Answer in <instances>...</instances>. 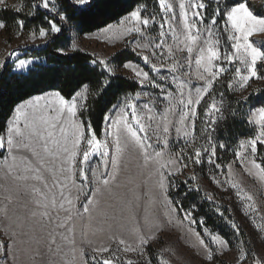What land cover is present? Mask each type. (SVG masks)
Instances as JSON below:
<instances>
[{
	"label": "rangeland",
	"instance_id": "rangeland-1",
	"mask_svg": "<svg viewBox=\"0 0 264 264\" xmlns=\"http://www.w3.org/2000/svg\"><path fill=\"white\" fill-rule=\"evenodd\" d=\"M43 2L44 0H39V4L42 5ZM209 2L210 0H165V3L172 5L169 12H164L160 7L158 12L147 7V12H143L141 18H149V25L141 28L140 34L126 33V28L134 27L131 21L126 25H121L118 29L116 27L118 19L109 23L113 25V29L108 32L100 30L105 26L79 35L71 30L72 38L69 49L78 48L90 53L97 61H106L108 67L113 70L110 74H123L136 79L131 69L123 67L124 63L117 66L110 60L118 49L130 48L138 55V60L126 61L132 62V68L149 71L154 83H160L159 75L167 76L168 80L160 85L165 89L163 92L156 89L147 90L154 96L166 98L159 104L161 109H171L168 119L172 123L168 125L167 136L163 134L161 128L160 141H157L154 136L147 141L152 145L163 143L165 139L169 141V144L163 148H155V152L161 153L160 156H156L153 149L149 148L148 152L152 155L145 164L142 153L136 150L125 152L121 158L125 167L119 172L117 180L111 186H101L100 193L96 195L98 204L92 208L90 213H83L79 203L76 208L72 209L73 219L70 223L72 231L68 235L74 242V248L66 249L72 252V256L62 257L64 264H92L93 255H96L98 259L109 258L107 254L101 256L94 253L93 250L101 246L110 247L116 253L119 257L116 264H121V261L126 264L129 260L133 261V264H149V261L150 264H158V262L159 264H206L207 257L212 254H215L212 264H241V259L242 264H251L252 255L264 251V169L261 164V158H264V147L257 152L256 156H253L245 144V140H250L259 134V125L254 126L255 132L252 136L239 141L236 148V152L240 153L239 158L234 156L228 163L220 165L221 167L217 169L215 165H212L214 157L211 163L208 162L211 157V147L208 142L201 135H195L197 119L184 122L180 120V113L187 111V108L180 104L181 99L186 104L189 98L193 100L201 98L203 101L206 100L207 107L210 102L215 101L216 107L219 108L220 101L216 93H213V88L209 89L211 95H208L203 91L205 84L198 79L200 75H208L204 71V62L199 66L195 63L196 58L201 55V50L205 55L207 54L206 49L211 41H220L216 47L221 52V59L213 61L214 70L218 72L212 80L213 87L218 82L216 88L218 89L222 82H227L234 92L244 98L251 91H258L264 87V72L259 71L260 62H258L257 77H250L246 84L239 79L241 75H249L246 70L247 65L243 63L245 57L242 54H236L231 48L234 42L227 40V36L231 35L230 26H226L223 19L212 29L211 37L204 31L205 27L211 26L213 17L210 14L216 4L212 3L208 6L210 12L204 9L199 10V17H206V19L199 20L198 17L199 23L193 20L191 5L194 3L208 5ZM19 3V0H6L7 5L17 6ZM180 3L185 4L188 23L196 24L191 34L198 35L199 39L194 43L186 39L189 33L184 28V10L183 7L179 8ZM143 5L136 7L142 9ZM56 7H59L56 1L50 0L48 11ZM248 7L253 11L249 5ZM254 14L264 17L255 12ZM59 15L62 13L60 12ZM246 15V12L241 13V18ZM0 20L3 19L0 18ZM231 22L236 24L237 18H233ZM24 27L23 24L22 27L19 25L17 28L8 26L0 29V65L10 62L13 69L19 72L26 71L38 61V57L31 55L30 50L43 45L52 33L50 29L43 27L46 35L40 37L39 28L27 31ZM226 28L227 31H225ZM252 28L264 29V22L252 21L250 28L243 29V31L247 32ZM161 31L165 33L163 37L159 35ZM249 42L264 51V34H261L259 29L253 31ZM156 44H163V47L157 49ZM188 47H192V53L187 52ZM225 54L233 56L231 63L223 59ZM144 55L149 56L148 67L144 66L141 59ZM20 60L25 61L23 67H19ZM152 64L162 70L160 74L150 71ZM173 66L177 69L175 73L171 72ZM237 68L241 70L240 73L236 72ZM173 78L176 82L171 84ZM181 86L183 96L180 95ZM197 87L201 88L199 96L195 91ZM49 91L36 95L46 94ZM140 91L139 87L136 91L128 93L134 97L135 93ZM193 107L195 108L196 105L194 104ZM157 119H160L159 115ZM105 127L106 125H103L101 134L97 136L98 139H104L103 129ZM152 127H156L155 122ZM177 129L180 131L177 132ZM86 149L85 141L80 150V160L83 159L82 152ZM204 149H207V152ZM112 151L114 152V149ZM197 151L201 152L200 160L206 159L208 162L204 167L202 163H194L197 159L195 156ZM0 155H6V152H0ZM90 160V165H84L85 175L93 180L94 185L95 178L87 172V167L99 165L96 169L97 173L105 169L100 163L99 154L93 153ZM9 163H12L11 160ZM4 167L0 164V168ZM175 176H180L187 187L200 189L203 195L216 206L227 207L234 229L237 234H241L233 244H229L219 232L206 225H201L199 228L192 211L177 205L174 192L179 184L173 179ZM82 184H84L83 178H76V186ZM68 188L75 196V187L69 184ZM86 190L91 198L93 195L91 186H88ZM5 195L7 193L0 191V201H3ZM83 203L86 204L87 200ZM77 211L80 214H77ZM60 219H64L63 213ZM12 231H18L15 217L12 219L0 217V241L5 243L6 248L10 241L5 233ZM20 239L26 240L27 238L21 235ZM121 240L124 244L119 243ZM142 240L149 242L146 248L141 243ZM221 241L224 242L221 243ZM18 247L22 249L20 256L23 264H28L29 253L23 251L28 244H20ZM126 248H135L136 251L126 252ZM80 252L87 253V255H77ZM0 264L3 262L0 261Z\"/></svg>",
	"mask_w": 264,
	"mask_h": 264
},
{
	"label": "snow or ice",
	"instance_id": "snow-or-ice-1",
	"mask_svg": "<svg viewBox=\"0 0 264 264\" xmlns=\"http://www.w3.org/2000/svg\"><path fill=\"white\" fill-rule=\"evenodd\" d=\"M68 2L80 11L94 12L98 15H106L111 7L110 0H68ZM210 2L216 4V7L212 12L211 26L205 27L204 31L211 37L213 34L212 29L216 27L221 19H223L226 26H230L231 35L227 36V40L234 42L231 44V48L235 50L236 54H242L245 57L243 63L247 65L246 70L249 75H241L239 79L246 84L250 77L258 76V62L264 64V51L259 47H254L249 42V37L255 29H259V32L264 34V29L252 28L247 32H244L243 29H249L252 21L264 22V17L255 15L248 7L246 0L245 2H241V0H210ZM49 3L50 0H44L42 5L36 4L35 8L43 7V9L49 10ZM140 3L141 0H136L137 5ZM0 6L6 9L8 7L6 0H0ZM158 6L164 12H169L172 8V5L165 3V0H159ZM208 6L205 3L192 4L193 20L199 23V20L206 19V17H199V10L204 9L207 11ZM147 7L145 2L142 9L133 7L126 11L125 15L116 21V27L119 29L121 25H126L131 21L134 27L126 28V33L140 34L141 28L149 25V18H141L143 12H147ZM181 7L184 10V28L189 33L186 39L194 43L199 39L198 35L191 34L196 24L188 23L185 4L180 3L179 8ZM15 11H19V9H15ZM61 11L65 14L59 15ZM244 12L247 15L241 18V13ZM32 14L35 15V13ZM50 14L56 15L62 22L70 19L66 14V9L61 7L51 9ZM233 18H237L236 24L231 22ZM17 23L21 27L23 26V21H17ZM49 23L53 34L62 31V28L58 27L55 22L50 21ZM153 24H155V21H153ZM8 26L5 21L0 20V29ZM112 29V24H106L100 30L108 32ZM225 31H227V28ZM45 35V29L40 27L39 36L45 37ZM159 35L163 37L165 33L161 31ZM219 43V40L211 41L206 49L207 54L205 55L204 51L201 50V55L195 60L198 66L204 62V71L208 75H200L198 79L202 84H205L203 91L208 95H211L209 89L213 88L212 80L218 75V72L214 70L213 61L221 59V52L216 47ZM155 47L160 49L163 44H156ZM192 51V47L187 48L188 53H192ZM254 55L255 59H253ZM112 59H115V56ZM141 59L144 66L148 67L150 63L149 56L144 55ZM223 59L231 63L233 56L225 54ZM24 65L25 61L20 60L19 67ZM92 65L94 68L99 66L98 72L101 79L98 81V85L102 86L99 95L90 96L88 94L92 86L91 80L80 81L68 93H64L62 89L51 90L46 94L32 96L18 103L5 122L4 135H0V152H6V155H0V164L5 166L0 168V191L7 193V195L4 196L3 201H0V217L5 219L15 217L18 231L5 233L10 241L7 248L5 243L0 241V261L3 264H23L20 256L22 249L18 245L24 243L28 244V247L23 249V251L29 253L28 264H64L61 258L72 256V252L66 251V249L74 248V242L68 235L72 231L70 227L73 219L72 209L76 208L79 203L83 213H90L92 208L98 204L96 195L100 193L101 186H111L117 180L119 172L125 167L121 159L125 152L136 150L142 153L144 162L147 164L152 155L148 152L149 148L153 149L156 156H160L161 153L155 152V148H163L169 144L167 139L156 145L147 143L153 136L157 141H160L159 132L161 128L165 136L169 133L168 125L172 121L168 119V114L171 109H161L159 104L161 100L166 98L154 96L147 90L156 89L163 92L165 89L161 88L160 85L166 82L168 77L159 75L160 83H154L150 78L149 71L132 68V62H125L123 67L134 72L136 79L132 83L137 84L141 91L136 92L134 97L127 91L123 92L106 112L102 113L101 123L106 127L103 129L104 139H98L91 120L92 112L100 96L111 87L114 77L108 76L107 79H103L113 71L112 68L108 67L106 61L93 60ZM6 69L7 62L0 65V70ZM176 70V66L171 68L173 73ZM150 71L160 74L162 70L152 64ZM220 71H224V69H220ZM240 71L239 68L236 69L237 73H240ZM175 82V78H173L171 84ZM195 91L199 96L201 88L197 87ZM180 95L183 96L182 86ZM247 99L245 97L236 101V103L246 102ZM203 102L201 98L195 100L189 98L185 104L181 99L180 104L187 108V111L180 113L181 122L198 119L199 106ZM194 104L196 105L195 108L193 107ZM220 111L221 109L216 107L215 101L210 102L203 112L204 116L209 117V120L205 123L217 124L221 119H227L226 117L213 118V113H219ZM158 115L160 119H157ZM232 118H237L235 113L232 114ZM241 121L252 127L256 125L260 127L258 135L250 140H245L248 150L253 156H256L258 146L264 147V105L254 109L249 108L248 115L241 118ZM153 122H155V128L152 127ZM179 131L177 129V132ZM204 139L211 145L209 163L212 162V157H216L217 147L225 150L228 147L224 143L212 144L207 128L204 130ZM85 141L87 149L82 152L83 159L80 160V150ZM204 151L207 152V149H204ZM93 153L99 154L100 163L105 169V171L97 173L96 169L99 168V165L87 167V172L92 178H95L94 185L93 180L85 175L86 169L84 167L86 164H91L90 157ZM234 155L239 158L240 153L235 152ZM195 156L197 159L194 163H202L200 160L201 152L197 151ZM9 160L12 163H9ZM215 167L219 169L221 166L216 164ZM78 177L83 178L84 184L77 187L76 178ZM69 184L75 187V196L69 190ZM88 186H91L93 194L91 198L86 190ZM233 187L235 186L233 185ZM248 199H251V197H248ZM84 200H87L86 204L83 203ZM61 213H63V220L60 219ZM77 214H80L79 211H77ZM21 235L27 239L21 240ZM201 242L203 243V241ZM223 242L221 241V243ZM119 243L124 244V241L121 240ZM141 243L146 248L149 242L142 240ZM93 251L101 256L107 254L109 258L98 259L96 255H93L92 264H116L119 259L110 247L101 246ZM125 251L135 252L136 249L126 248ZM77 255H87V253L80 252ZM214 259L215 254L209 255L206 264H212ZM121 264H124V262L121 261ZM126 264H133V261L129 260ZM251 264H264V251L252 255Z\"/></svg>",
	"mask_w": 264,
	"mask_h": 264
},
{
	"label": "trees",
	"instance_id": "trees-1",
	"mask_svg": "<svg viewBox=\"0 0 264 264\" xmlns=\"http://www.w3.org/2000/svg\"><path fill=\"white\" fill-rule=\"evenodd\" d=\"M19 1V5H7L6 9L0 6V18L9 26L17 28L19 27L17 21H23L24 28L27 31L40 27L50 29L49 22L51 21L61 27L62 31L56 34L51 33L43 45L31 48L30 54L38 57V61L34 62L26 71H15L10 62H7L6 70L0 71V134L4 132L5 122L12 114L14 106L33 95L60 89L64 93H68L80 81L84 80L92 81L88 94L90 96L99 95L102 87L98 85V81L101 79L98 72L99 66L93 67L92 61L95 59L90 53L78 48L69 49L72 38L71 30L76 35L97 30L116 21L124 16L126 11L138 6L136 0H110L111 7L107 14L98 15L94 12L80 11L78 8L73 7L68 0H62V3L61 0H55L59 7L66 9V14L70 17L66 22H62L56 15L50 14V11L43 9V7L36 9L35 5L39 4V0ZM145 2L148 9L156 12L160 10L158 0H141L140 4ZM246 2L255 13L264 15V0L259 2L246 0ZM208 5L211 6L212 3L209 2ZM15 9H19V11H15ZM207 10L210 12L209 7ZM32 13H35V15ZM61 13L62 15L65 14L63 11ZM113 56H115V59H112ZM110 60L115 65L120 66L128 60H138V55L130 48H121L110 57ZM259 71L264 72V64L259 65ZM108 76L114 77L112 85L95 103V109L91 116L97 136L101 134L103 128L101 123L102 113L106 112L123 92H132L139 88L137 84L132 83L134 79L127 75L108 73L103 79H107ZM217 84L218 82L213 87V93H216V97L220 101L219 109L221 111L215 113L213 118L226 117L227 119H221L217 124H206L205 121H208L209 117L203 115L207 107L205 100L199 106L200 111L198 113L199 118L196 120L195 135H201L204 139V130L207 128L212 144L224 143L228 146L226 150L217 147L216 157L213 159L212 165L219 164L223 166L235 156L234 153L239 141L254 134L255 127L242 123L241 118L247 116L249 108L264 105V87L258 91H251L246 102L237 104L236 101L244 97L234 92L227 82H222L218 89H216ZM221 94L223 96L222 100ZM233 113L236 114V119L232 118ZM209 146L211 147L210 144ZM261 150L262 146H258V152ZM207 163L206 159L202 160L203 167ZM261 164L264 169V158H261ZM173 179L179 184L174 192L177 205L192 211L199 228L201 225H206L216 230L229 244H233L241 236L234 229L230 212L226 206H216L203 195L200 189L187 187L180 176H175Z\"/></svg>",
	"mask_w": 264,
	"mask_h": 264
},
{
	"label": "crops",
	"instance_id": "crops-1",
	"mask_svg": "<svg viewBox=\"0 0 264 264\" xmlns=\"http://www.w3.org/2000/svg\"><path fill=\"white\" fill-rule=\"evenodd\" d=\"M21 102H22V101H21ZM21 102H20V103H21ZM3 133H4V132H3ZM3 133H2V134H3ZM2 134H1V135H2Z\"/></svg>",
	"mask_w": 264,
	"mask_h": 264
}]
</instances>
